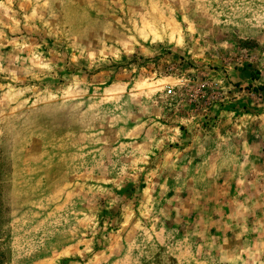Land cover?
Wrapping results in <instances>:
<instances>
[{"label":"rangeland","instance_id":"rangeland-1","mask_svg":"<svg viewBox=\"0 0 264 264\" xmlns=\"http://www.w3.org/2000/svg\"><path fill=\"white\" fill-rule=\"evenodd\" d=\"M0 264H264V0H0Z\"/></svg>","mask_w":264,"mask_h":264},{"label":"built area","instance_id":"built-area-1","mask_svg":"<svg viewBox=\"0 0 264 264\" xmlns=\"http://www.w3.org/2000/svg\"><path fill=\"white\" fill-rule=\"evenodd\" d=\"M183 80H184L183 78L180 79V80L178 81V84H182V83H184ZM203 89H205V84H204V83H202L201 85H199L198 93L201 94L200 97H201L202 99H205V94L203 93ZM165 92H166V96H171V95H174V94H175V93H174V88L171 87V86H167Z\"/></svg>","mask_w":264,"mask_h":264}]
</instances>
